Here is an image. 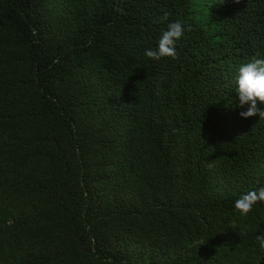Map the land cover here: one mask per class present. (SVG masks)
<instances>
[{"label": "trees", "instance_id": "trees-1", "mask_svg": "<svg viewBox=\"0 0 264 264\" xmlns=\"http://www.w3.org/2000/svg\"><path fill=\"white\" fill-rule=\"evenodd\" d=\"M254 57L264 0H0V264H264Z\"/></svg>", "mask_w": 264, "mask_h": 264}, {"label": "clouds", "instance_id": "clouds-1", "mask_svg": "<svg viewBox=\"0 0 264 264\" xmlns=\"http://www.w3.org/2000/svg\"><path fill=\"white\" fill-rule=\"evenodd\" d=\"M165 13L162 21H167ZM186 31L185 25L180 21L167 23L161 31L156 48L147 49L145 57L159 61L163 58L177 59V43L182 39ZM234 88L238 106L243 109L239 112L241 119H249L259 116L264 118V58H252L241 64L234 78ZM258 104L262 107L258 108ZM264 204V187L243 192L233 203V208L241 216H247L253 209ZM264 223V221H261ZM246 234L247 229H241ZM256 241L261 251H264V229H259Z\"/></svg>", "mask_w": 264, "mask_h": 264}]
</instances>
